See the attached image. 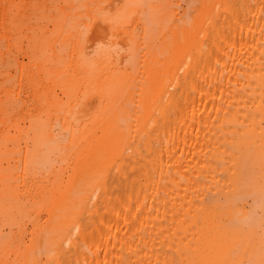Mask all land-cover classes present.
Here are the masks:
<instances>
[{
  "label": "bare ground",
  "instance_id": "6f19581e",
  "mask_svg": "<svg viewBox=\"0 0 264 264\" xmlns=\"http://www.w3.org/2000/svg\"><path fill=\"white\" fill-rule=\"evenodd\" d=\"M0 264H264V0H0Z\"/></svg>",
  "mask_w": 264,
  "mask_h": 264
},
{
  "label": "rangeland",
  "instance_id": "374dc122",
  "mask_svg": "<svg viewBox=\"0 0 264 264\" xmlns=\"http://www.w3.org/2000/svg\"><path fill=\"white\" fill-rule=\"evenodd\" d=\"M184 8H186L187 9V5H186V3H185V6H184ZM185 12H187V10H185V9H183ZM112 137H114V132H113V129H110V130H108V131H106L105 132V134H103V135H101L96 141H95V143L93 144V147L91 148V150H90V154H89V156L90 157H92L91 155H93V153H95L94 155L96 156V157H93L92 159L93 160H95L97 157V162L96 163H100V161L98 162V159H101V157H104V154H102V153H100L101 154V156L99 157V149H97V148H100V150H101V146H103L104 145V143L106 142L107 144H108V142H110L109 141V139L110 138H112ZM106 140V141H105ZM105 148V147H104ZM96 150L98 151L97 153H96ZM102 151V150H101ZM100 151V152H101ZM103 151H106V155L107 156H109V152H108V150H103ZM102 151V152H103ZM103 153H105V152H103ZM98 155V156H97ZM91 159V158H90ZM103 159V158H102ZM81 161L83 162V158L81 159ZM103 161V160H102ZM82 162H80L79 163V165H78V167H77V172H79V170L82 168V167H80L81 165H83V163ZM81 171V170H80ZM46 219L47 220H49V224H50V226H51V229H54V227L56 226V221L54 220V219H52V216H48V215H46ZM32 247V245L30 246V249H29V252L31 253L32 252V249L33 248H31Z\"/></svg>",
  "mask_w": 264,
  "mask_h": 264
},
{
  "label": "clouds",
  "instance_id": "9594fccd",
  "mask_svg": "<svg viewBox=\"0 0 264 264\" xmlns=\"http://www.w3.org/2000/svg\"><path fill=\"white\" fill-rule=\"evenodd\" d=\"M116 47H119L118 45H116Z\"/></svg>",
  "mask_w": 264,
  "mask_h": 264
}]
</instances>
